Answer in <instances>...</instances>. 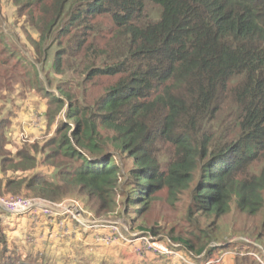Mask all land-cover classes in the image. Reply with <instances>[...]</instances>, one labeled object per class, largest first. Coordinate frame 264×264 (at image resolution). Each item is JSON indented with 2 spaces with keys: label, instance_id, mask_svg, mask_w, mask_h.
Returning <instances> with one entry per match:
<instances>
[{
  "label": "trees",
  "instance_id": "1",
  "mask_svg": "<svg viewBox=\"0 0 264 264\" xmlns=\"http://www.w3.org/2000/svg\"><path fill=\"white\" fill-rule=\"evenodd\" d=\"M16 1L35 15L37 47L56 33L57 44L76 46L78 54L106 55L86 71L116 81L89 111L74 107L70 93L60 89L70 99L66 117L75 127L62 121L48 139L17 150L19 163L7 169L6 126L0 125V197L24 192L55 201L72 187L104 212L113 210L117 194L125 196L126 206L145 211L157 191L166 188L173 199L190 188L189 219L217 220L235 204L258 215L259 245L264 238V0ZM146 1L158 7L156 17L147 15ZM104 17L113 28L100 41ZM58 50L47 52L56 72ZM158 143L170 151L163 165V147L155 154ZM37 153L43 154L39 166ZM117 154L132 160L128 172H120ZM53 158L59 161L44 164ZM210 241L197 249L185 245L188 255L175 260L215 264L220 257L208 261L209 255L223 250L233 253V264H264L251 256L254 251L208 247ZM72 261L65 263L87 264Z\"/></svg>",
  "mask_w": 264,
  "mask_h": 264
},
{
  "label": "rangeland",
  "instance_id": "2",
  "mask_svg": "<svg viewBox=\"0 0 264 264\" xmlns=\"http://www.w3.org/2000/svg\"><path fill=\"white\" fill-rule=\"evenodd\" d=\"M145 4L147 15L151 18L156 17L158 7L148 1ZM34 19L35 15L31 16L28 9L16 0H0V32L5 43L3 47L0 44V49L4 50L0 56L1 61L4 59L0 67V125L6 126V155L9 157L5 169L11 164L19 163L18 158L14 156L17 150L36 141L48 139L62 121L71 128L75 127V121L66 117L70 99H66L60 89L70 93L74 107L85 106L89 111L105 90L116 81V77H90L86 71L92 64L101 65L106 55L99 58L91 51L78 54L76 46L66 48L63 44H57V41H54L56 33L43 47H37L35 42L39 39V33L33 26ZM112 28L110 18H102L98 39L103 41L108 33L110 36ZM58 47L62 57L60 71L56 72L52 66L53 57L47 56V52ZM110 57L109 54V61ZM48 99L51 101L47 102ZM61 101L64 102L63 106ZM162 147L163 144L158 143L155 154ZM167 149L165 145L163 154L160 155L162 165L170 154ZM47 150L51 151L52 147H47ZM42 155L37 153L38 166L43 163ZM114 160L122 174L128 172L132 166V160L125 154L123 156L117 154ZM53 161L57 162L59 158L49 159L44 164L48 165ZM41 168L47 169L45 166ZM21 173L18 170L17 174ZM7 174L11 172L7 170ZM123 179V177L119 178L118 185L122 184ZM189 194L190 188L179 192L171 199L167 189L163 188L153 195L150 206L145 211H142V207L137 204L126 206L125 196L117 194L113 210L104 212L91 197L77 190L74 192L71 187L70 192L61 200L43 199L53 206L60 204L66 207L67 211L57 216L43 217L31 212L12 215L2 212L0 264H19V262L69 264L70 262L65 263L67 253L60 254L63 250L58 247L67 246V252L72 254V252H81V249H88L89 244L92 246L90 249L95 248L104 254H109L110 257L113 255L112 264H117L115 259L127 264V260L137 261L146 256L167 258L163 264H180L174 260L181 259L184 254L188 255L186 251L188 248L185 245L197 249L206 240H211L208 247L234 246L235 249L254 251L260 256L254 253L251 256L261 257L264 262V238L260 239L259 245L255 244L254 239L259 232L258 215L250 216L232 204L230 212L217 220L211 216L196 215L194 217L197 220H191L187 217ZM5 195L29 197L24 192L4 193ZM77 212L86 219L83 220L86 226L76 222L74 216ZM48 219H52L55 224L53 228H45L42 225ZM73 223L79 229V238L72 239L69 241L70 244H66L64 242L67 240V234L71 233L64 234V232H69L67 230ZM81 229L92 234L84 241L89 244H85L80 239L84 236ZM205 233H210L209 239L204 237ZM108 235L109 241H106ZM213 235H217L218 239ZM239 237H245L248 241ZM156 245L162 249L165 247L167 251L161 252L154 247ZM123 251L127 252L126 257L119 255ZM221 251L223 250H216L209 255L211 258L208 261H215L213 260L215 257H220L215 264H233V253ZM89 260L91 259L74 258L72 262L84 261L87 264H97ZM189 262L187 260V263ZM204 262L196 261L198 264Z\"/></svg>",
  "mask_w": 264,
  "mask_h": 264
},
{
  "label": "built area",
  "instance_id": "3",
  "mask_svg": "<svg viewBox=\"0 0 264 264\" xmlns=\"http://www.w3.org/2000/svg\"><path fill=\"white\" fill-rule=\"evenodd\" d=\"M65 211H67L65 206H62L60 204L53 206L40 198H28L24 196L0 197V214L2 212H5L12 215H17L21 213L31 212L33 214H39L43 217H51L53 215L57 216L61 213H64ZM74 218L80 225L86 226V222H84L86 220L80 216L79 212L76 213V216H74ZM105 240L109 241V235L106 236ZM154 247L161 252L167 251L165 247H163L162 249L159 247V245H156ZM181 259H183V257ZM261 262H263V260H261Z\"/></svg>",
  "mask_w": 264,
  "mask_h": 264
},
{
  "label": "crops",
  "instance_id": "4",
  "mask_svg": "<svg viewBox=\"0 0 264 264\" xmlns=\"http://www.w3.org/2000/svg\"><path fill=\"white\" fill-rule=\"evenodd\" d=\"M52 219H48V220H45V222L44 223H42V225L43 226H45V228H53V226H55V224L51 221ZM71 222H73V221H71ZM63 225V224H62ZM57 226V225H56ZM65 226H67L68 228L70 227V229L69 230H67V231H69V232H64V234H66V233H71V234H67V240H65V242L64 243H66V244H68L69 243V241H71L72 239H77V238H79L78 236V234H79V229L75 226V223H73L72 225H65ZM64 226V227H65ZM67 227L65 228V229H67ZM72 230V231H71ZM82 230V232H83V238H80L81 240H82V242H84L85 241V238L86 239H88V238H90V236H92V234L91 233H87V232H85V230L84 229H81ZM68 235H70V236H68ZM73 236V237H72ZM89 242H91V241H89ZM85 243V242H84ZM70 244V243H69ZM85 244H89V243H85ZM86 246V245H85ZM87 246H89V248L88 249H81V252H79V253H74V252H72V254H69L67 251V249H66V247L67 246H61V247H58V249H60V250H63V251H60V254L61 253H63V252H66L67 254H66V256H67V259L66 260H68L69 258H72L73 260H74V258H86V259H91V260H89L90 262H93V263H97V264H100V263H104V264H112V256L110 257L109 256V254H104L103 252H101V251H99V250H97V249H95V248H92V249H90V247H92V246H90V244L89 245H87ZM124 253V254H123ZM123 253H121L120 252V254L119 255H121V256H123V257H126V255H127V252H124L123 251ZM71 259V260H72ZM70 260V259H69ZM116 261V263L117 264H124L123 262H120V261H118V259H115ZM114 261V260H113ZM174 261H177V260H174ZM163 263H165L164 261H160V260H158V259H155V257L154 256H146L145 258H141V259H139V260H137V261H130L129 262V260H127V264H163Z\"/></svg>",
  "mask_w": 264,
  "mask_h": 264
},
{
  "label": "water",
  "instance_id": "5",
  "mask_svg": "<svg viewBox=\"0 0 264 264\" xmlns=\"http://www.w3.org/2000/svg\"><path fill=\"white\" fill-rule=\"evenodd\" d=\"M81 216V214H80ZM82 217V216H81ZM85 219V218H84ZM86 220V219H85ZM240 239L244 240V241H248L245 237H239Z\"/></svg>",
  "mask_w": 264,
  "mask_h": 264
}]
</instances>
